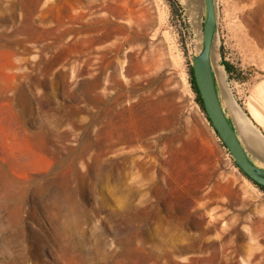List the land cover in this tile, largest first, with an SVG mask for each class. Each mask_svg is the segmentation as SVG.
Here are the masks:
<instances>
[{
	"label": "rangeland",
	"instance_id": "obj_1",
	"mask_svg": "<svg viewBox=\"0 0 264 264\" xmlns=\"http://www.w3.org/2000/svg\"><path fill=\"white\" fill-rule=\"evenodd\" d=\"M214 1L243 110L264 0ZM204 20L203 0H0V264H264V191L189 82Z\"/></svg>",
	"mask_w": 264,
	"mask_h": 264
},
{
	"label": "water",
	"instance_id": "obj_2",
	"mask_svg": "<svg viewBox=\"0 0 264 264\" xmlns=\"http://www.w3.org/2000/svg\"><path fill=\"white\" fill-rule=\"evenodd\" d=\"M203 4L205 7V20L202 25V48L192 60V71L202 98L204 110L239 169L252 181L264 186V168L250 159L239 134L230 123L223 109L216 87V76L212 60L217 21L215 1L203 0Z\"/></svg>",
	"mask_w": 264,
	"mask_h": 264
},
{
	"label": "bare ground",
	"instance_id": "obj_3",
	"mask_svg": "<svg viewBox=\"0 0 264 264\" xmlns=\"http://www.w3.org/2000/svg\"><path fill=\"white\" fill-rule=\"evenodd\" d=\"M192 1H194V0H192ZM194 8H195V6L193 8L191 7V12H190L191 16H193V17H194V13H195L194 12L195 10H193ZM217 59H218V51H217V47L215 46L213 48V52H212V60L215 63V65L213 67H214L216 77L223 87L222 91H224V93H223L224 98H225L224 100H225L227 106L230 107V109L232 111L231 113L234 115L235 121L237 120V123L240 126L238 128L241 129V134L244 133L246 138L252 144V146L258 148L261 152L264 153V137L260 134L259 131H257L255 129V127L251 124V122L246 117L244 111L234 101V99L230 93V90L227 88V84H226L225 76H224V69L222 66H220L217 63Z\"/></svg>",
	"mask_w": 264,
	"mask_h": 264
},
{
	"label": "crops",
	"instance_id": "obj_4",
	"mask_svg": "<svg viewBox=\"0 0 264 264\" xmlns=\"http://www.w3.org/2000/svg\"><path fill=\"white\" fill-rule=\"evenodd\" d=\"M242 104L246 117L264 137V76L248 85Z\"/></svg>",
	"mask_w": 264,
	"mask_h": 264
},
{
	"label": "trees",
	"instance_id": "obj_5",
	"mask_svg": "<svg viewBox=\"0 0 264 264\" xmlns=\"http://www.w3.org/2000/svg\"><path fill=\"white\" fill-rule=\"evenodd\" d=\"M194 56H192V60H193ZM220 65H222L224 67V70L225 72L227 73L228 75V78L231 79V75L232 74H236V70L233 68V66L226 60H224V58L221 59L220 61ZM188 72H189V82L191 84V88H192V91L194 92L195 94V100L197 102V104L199 105V107L202 109V111L204 112L205 114V117L207 118V120L210 122L205 110H204V107H203V102H202V98H201V95L198 91V88L196 86V83H195V79H194V76H193V71H192V62L189 63L188 65ZM211 124V122H210ZM212 125V124H211ZM216 132V131H215ZM218 135V134H217ZM236 165V163H234ZM237 168H239L237 165H236ZM241 171V169H239ZM242 172V171H241ZM243 173V172H242ZM244 174V173H243ZM245 175V174H244ZM246 176V175H245ZM254 185H256L258 188H260L261 190L264 191V186H261L257 183H255L254 181H252L248 176H246Z\"/></svg>",
	"mask_w": 264,
	"mask_h": 264
}]
</instances>
